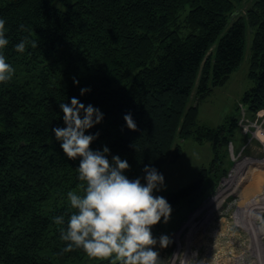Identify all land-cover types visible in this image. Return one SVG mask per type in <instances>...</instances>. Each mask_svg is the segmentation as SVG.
Returning a JSON list of instances; mask_svg holds the SVG:
<instances>
[{
  "label": "trees",
  "instance_id": "trees-1",
  "mask_svg": "<svg viewBox=\"0 0 264 264\" xmlns=\"http://www.w3.org/2000/svg\"><path fill=\"white\" fill-rule=\"evenodd\" d=\"M62 2L66 9L52 0H0L9 40L0 53L14 69L0 83V264H113L80 248L63 252L60 229L75 211L67 194L82 196L84 182L80 158H67L52 131L66 126L59 103L76 97L98 108L102 121L85 133H99L91 149L107 146L109 160H127L129 179L146 183L145 166L162 173L167 160L181 156L177 137L194 133L200 141L222 132L197 125L189 96H205L239 66L249 26L253 85L242 101L251 111L264 109V0ZM25 38L38 46L15 51ZM82 88L90 91L81 95ZM198 182L163 197L176 204ZM61 215L65 223L55 224Z\"/></svg>",
  "mask_w": 264,
  "mask_h": 264
},
{
  "label": "rangeland",
  "instance_id": "rangeland-1",
  "mask_svg": "<svg viewBox=\"0 0 264 264\" xmlns=\"http://www.w3.org/2000/svg\"><path fill=\"white\" fill-rule=\"evenodd\" d=\"M52 5L68 7L62 0H52ZM241 12L232 13L228 24ZM252 36L247 26L242 61L222 84L201 98L195 90L189 96V106L198 105L197 125L219 126L222 132L200 141L194 133L177 137L182 154L162 167L164 186L154 196H165L201 179L188 196L171 204L169 221L164 223L162 218L151 229L157 241L162 235L172 241L167 248L159 243L153 248L163 264H180L182 258L187 264H192L190 259L205 264H264V147L242 125L264 113V109L249 110L242 101L253 85L248 76ZM245 223L252 224L251 231Z\"/></svg>",
  "mask_w": 264,
  "mask_h": 264
},
{
  "label": "clouds",
  "instance_id": "clouds-1",
  "mask_svg": "<svg viewBox=\"0 0 264 264\" xmlns=\"http://www.w3.org/2000/svg\"><path fill=\"white\" fill-rule=\"evenodd\" d=\"M5 20L0 18V50L9 40L5 36ZM23 30V25H21ZM38 45L28 38L15 45V51L23 53L26 46ZM13 67L0 53V83L11 80ZM74 80V84H78ZM81 95L90 89L82 88ZM63 112V128L52 131L61 141V148L69 159L80 158L77 168L78 179L84 182L80 187L83 195L68 192V199L73 211L67 221V228L60 229V238L67 242L63 252L82 249L90 258H114L113 264H163L154 246L159 243L167 248L172 242L170 237L162 235L157 241L152 235V227L163 218L164 223L170 219L172 208L163 196H154L164 186V176L157 169L145 166L143 169L146 183L140 178L129 179L124 173L130 168L127 160L118 155L108 159L107 146L102 150H92L91 144L98 137L87 135L86 130L99 124L103 113L91 104L85 106L76 97L70 104L59 103ZM83 113V115H82ZM127 127L137 128L131 114L124 116ZM54 223L63 225V215L53 218ZM198 255L193 253V257ZM192 264H205L203 260L190 259Z\"/></svg>",
  "mask_w": 264,
  "mask_h": 264
},
{
  "label": "built area",
  "instance_id": "built-area-1",
  "mask_svg": "<svg viewBox=\"0 0 264 264\" xmlns=\"http://www.w3.org/2000/svg\"><path fill=\"white\" fill-rule=\"evenodd\" d=\"M242 125L244 131H250V136L252 138L258 139L262 147H264V113L256 115L254 120L246 119ZM191 243L194 244L195 242ZM179 263L187 264V262L184 261V258H182Z\"/></svg>",
  "mask_w": 264,
  "mask_h": 264
},
{
  "label": "bare ground",
  "instance_id": "bare-ground-1",
  "mask_svg": "<svg viewBox=\"0 0 264 264\" xmlns=\"http://www.w3.org/2000/svg\"><path fill=\"white\" fill-rule=\"evenodd\" d=\"M236 172H237V171H236ZM233 174H234V173H233ZM231 176H232V175H231ZM222 192L225 193L226 190L220 191V194H222ZM217 197H218V196H217ZM217 197H214V198L212 199V201L215 200V199H217ZM210 202H211V201H210ZM208 213H209V212H208ZM209 216H210V215H209ZM209 216H208V217H209ZM207 220H208V219H207ZM245 224H246V223H245ZM248 224H249V223L246 224L247 226H246L245 228H246V229H249V230L251 231V229H252V224H249V225H248ZM233 235H234V234H233ZM253 240H254V242H253V243H254V247H255V249H257V247L260 246V245H259L260 243H258V242H259V241H258L259 239L257 240V238H256V236H255V237L253 238ZM257 250H258V249H257ZM259 253H260V252H259Z\"/></svg>",
  "mask_w": 264,
  "mask_h": 264
}]
</instances>
